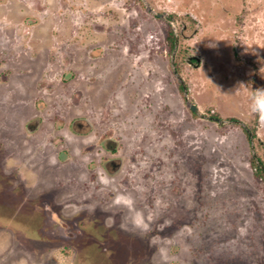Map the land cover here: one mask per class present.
Masks as SVG:
<instances>
[{"label": "rangeland", "instance_id": "374dc122", "mask_svg": "<svg viewBox=\"0 0 264 264\" xmlns=\"http://www.w3.org/2000/svg\"><path fill=\"white\" fill-rule=\"evenodd\" d=\"M257 88L264 0H0V264H264Z\"/></svg>", "mask_w": 264, "mask_h": 264}, {"label": "clouds", "instance_id": "9594fccd", "mask_svg": "<svg viewBox=\"0 0 264 264\" xmlns=\"http://www.w3.org/2000/svg\"><path fill=\"white\" fill-rule=\"evenodd\" d=\"M250 111L258 117V122L264 126V88H257L252 91ZM55 163V160L52 161ZM99 182L103 186L110 184V178L107 175L98 176ZM115 207L124 208L133 213L131 216V225L136 228L146 229L145 217L141 210L136 209L135 199L127 193H117L113 198Z\"/></svg>", "mask_w": 264, "mask_h": 264}, {"label": "water", "instance_id": "95a60500", "mask_svg": "<svg viewBox=\"0 0 264 264\" xmlns=\"http://www.w3.org/2000/svg\"><path fill=\"white\" fill-rule=\"evenodd\" d=\"M192 110H193L194 112L197 111L196 107H194V106H192Z\"/></svg>", "mask_w": 264, "mask_h": 264}, {"label": "trees", "instance_id": "16d2710c", "mask_svg": "<svg viewBox=\"0 0 264 264\" xmlns=\"http://www.w3.org/2000/svg\"><path fill=\"white\" fill-rule=\"evenodd\" d=\"M257 170H261V169L257 167Z\"/></svg>", "mask_w": 264, "mask_h": 264}]
</instances>
